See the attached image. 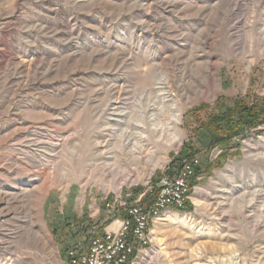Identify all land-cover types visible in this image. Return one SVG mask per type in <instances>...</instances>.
<instances>
[{
    "label": "rangeland",
    "instance_id": "374dc122",
    "mask_svg": "<svg viewBox=\"0 0 264 264\" xmlns=\"http://www.w3.org/2000/svg\"><path fill=\"white\" fill-rule=\"evenodd\" d=\"M208 67L207 94L176 99V146L149 126L133 162L127 140L154 89ZM244 96L264 99V0H0V247L69 264L66 249L110 223L106 202L156 189L194 108ZM236 144L226 160L196 155L191 206L158 217L139 264H264V125Z\"/></svg>",
    "mask_w": 264,
    "mask_h": 264
},
{
    "label": "built area",
    "instance_id": "2783aa9c",
    "mask_svg": "<svg viewBox=\"0 0 264 264\" xmlns=\"http://www.w3.org/2000/svg\"><path fill=\"white\" fill-rule=\"evenodd\" d=\"M200 167L198 156L181 161L174 174H163L156 190L143 192L133 201L112 199L105 203L111 216L101 235H92L87 248L67 251L69 264H139L140 254L151 243L154 221L165 211L183 210L190 200L192 180ZM151 197L144 198L145 194Z\"/></svg>",
    "mask_w": 264,
    "mask_h": 264
},
{
    "label": "trees",
    "instance_id": "16d2710c",
    "mask_svg": "<svg viewBox=\"0 0 264 264\" xmlns=\"http://www.w3.org/2000/svg\"><path fill=\"white\" fill-rule=\"evenodd\" d=\"M221 102L222 100L215 102L213 111L208 105H200L190 112L194 126L189 140L181 147L178 155L173 156L166 174H174L182 160L191 159L201 152L210 153L216 148L221 149L217 159L226 160L229 152L237 149V140L264 125V99L256 98L249 101V98L244 96L243 98L224 101L223 104ZM208 167L211 165L208 164ZM201 172L200 166L196 170L195 177H198ZM194 181L195 179L192 180L193 184ZM152 188L154 192L155 186ZM142 191V188L134 189V197L142 194ZM148 197H151V194L146 193L144 198ZM132 201L133 199L129 200L128 203ZM190 206L191 204L188 202L183 210L174 211L182 213ZM78 225L81 235H84L91 227V223L85 220L78 222ZM101 234L102 231L97 232V235ZM67 251L66 249L65 254Z\"/></svg>",
    "mask_w": 264,
    "mask_h": 264
},
{
    "label": "bare ground",
    "instance_id": "6f19581e",
    "mask_svg": "<svg viewBox=\"0 0 264 264\" xmlns=\"http://www.w3.org/2000/svg\"><path fill=\"white\" fill-rule=\"evenodd\" d=\"M177 75L178 74L173 75V79L169 83L166 80L164 83L158 85V87L154 89L156 92L154 100H149L143 109L144 112L141 111L139 113L136 123V130L139 133L127 140V142L130 143L127 147V152L130 157H133L132 161L135 163L139 164L142 160L140 158L142 155V152H140L142 150L141 144L146 136L151 135L148 132L149 126H151L154 131L153 136H158L157 139H160L162 136L167 137L166 143L169 145V148L176 146L180 139L175 129L180 121V110L177 106L176 99L181 94L184 99V103L187 104L195 98L204 97L207 94L208 87L214 82L213 78L215 76V74L212 73L211 67L201 70L198 77L196 76L195 79L193 78L194 80L191 79L192 81L188 83H184L182 81L177 83ZM154 112H158L162 117H164V119H157ZM147 115H149L148 118L151 120L150 123H147ZM125 140V136H120V140L118 141L120 144L119 148L122 149L124 147ZM139 153L140 156H138ZM176 216L179 215L176 214ZM154 222L155 225H158L160 223V219L158 218ZM152 232L154 231L151 230V233ZM47 242H49L50 245L48 238ZM22 261L23 260L16 258L13 253L7 251L6 248L2 249L0 247V264H21ZM28 261L29 260H25L24 262L28 263Z\"/></svg>",
    "mask_w": 264,
    "mask_h": 264
}]
</instances>
